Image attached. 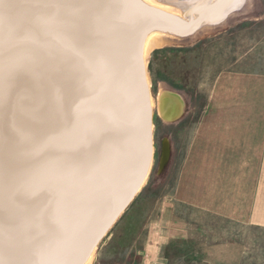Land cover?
Returning <instances> with one entry per match:
<instances>
[{
	"label": "water",
	"instance_id": "water-1",
	"mask_svg": "<svg viewBox=\"0 0 264 264\" xmlns=\"http://www.w3.org/2000/svg\"><path fill=\"white\" fill-rule=\"evenodd\" d=\"M236 3L0 0V264L95 255L154 161L147 38L191 42Z\"/></svg>",
	"mask_w": 264,
	"mask_h": 264
},
{
	"label": "rangeland",
	"instance_id": "rangeland-1",
	"mask_svg": "<svg viewBox=\"0 0 264 264\" xmlns=\"http://www.w3.org/2000/svg\"><path fill=\"white\" fill-rule=\"evenodd\" d=\"M252 4L253 9L229 18L219 29L206 28L191 42L167 44L152 53L151 91L158 102L160 92L168 94L172 114L164 116L154 106L151 172L99 244L93 264H140L135 258L149 255L150 242H158L167 225L176 228L172 234L177 237L170 238L174 240L170 249L157 255L169 257L172 264H193L189 257L264 264L263 231L251 232L243 225L201 214L176 195L179 166L215 77L223 70L264 72V0Z\"/></svg>",
	"mask_w": 264,
	"mask_h": 264
},
{
	"label": "crops",
	"instance_id": "crops-1",
	"mask_svg": "<svg viewBox=\"0 0 264 264\" xmlns=\"http://www.w3.org/2000/svg\"><path fill=\"white\" fill-rule=\"evenodd\" d=\"M177 182L182 204L251 232H264V72L223 70L215 77L187 142ZM165 227L161 239L150 242L149 255L135 261L173 263L157 255L170 249V238L177 237L176 228ZM188 260L238 264L231 258Z\"/></svg>",
	"mask_w": 264,
	"mask_h": 264
},
{
	"label": "bare ground",
	"instance_id": "bare-ground-1",
	"mask_svg": "<svg viewBox=\"0 0 264 264\" xmlns=\"http://www.w3.org/2000/svg\"><path fill=\"white\" fill-rule=\"evenodd\" d=\"M143 1L152 5V6H156L158 8H161V9H164L167 11L175 12V13L180 15L182 13L181 3L184 4L185 2H190V1L192 2L193 0H143ZM251 4H252V0H239V3L238 4L236 3L232 7L233 12H231L228 15L227 20L229 18H232V17L239 15L242 12L248 11L250 8H252L253 4L252 5ZM206 28H208V27L202 28V30H200L199 32H203L204 30H206ZM181 41H183V40H181L179 38H175L173 36H166L165 34L153 33V34L149 35V37L146 40L145 45L147 48L151 47V51H152V50H155L157 48L163 47L167 44L181 42ZM184 42H186V41H184ZM158 99H159V102L157 101V99L153 98V100H152L153 106H156L159 109V111H161L162 115L170 116V114H172V113H171L170 106H169L170 101H169L168 94H166L164 91L160 92L158 94ZM94 259L95 258L93 255L86 264H93Z\"/></svg>",
	"mask_w": 264,
	"mask_h": 264
}]
</instances>
